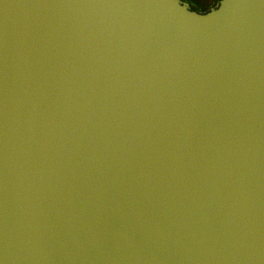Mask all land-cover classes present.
Here are the masks:
<instances>
[{"label":"water","instance_id":"95a60500","mask_svg":"<svg viewBox=\"0 0 264 264\" xmlns=\"http://www.w3.org/2000/svg\"><path fill=\"white\" fill-rule=\"evenodd\" d=\"M0 264H264V0H0Z\"/></svg>","mask_w":264,"mask_h":264},{"label":"rangeland","instance_id":"374dc122","mask_svg":"<svg viewBox=\"0 0 264 264\" xmlns=\"http://www.w3.org/2000/svg\"><path fill=\"white\" fill-rule=\"evenodd\" d=\"M186 1L189 3L192 9H195L199 6H204V5L206 6L211 2V0H186Z\"/></svg>","mask_w":264,"mask_h":264},{"label":"trees","instance_id":"16d2710c","mask_svg":"<svg viewBox=\"0 0 264 264\" xmlns=\"http://www.w3.org/2000/svg\"><path fill=\"white\" fill-rule=\"evenodd\" d=\"M217 2V0H211V2L208 4V5H204V6H199V7H197V8H201L202 9V11H205V10H207L208 9V7H210V6H213L215 3ZM196 9V8H195Z\"/></svg>","mask_w":264,"mask_h":264},{"label":"flooded vegetation","instance_id":"af4514ba","mask_svg":"<svg viewBox=\"0 0 264 264\" xmlns=\"http://www.w3.org/2000/svg\"><path fill=\"white\" fill-rule=\"evenodd\" d=\"M184 1H186V0H184ZM188 4H189V3H188ZM215 4H216V3H215ZM215 4H214V5H215ZM214 5H213V6H214ZM189 6H190V5H189ZM210 7H211V6H210ZM190 8H192V7L190 6ZM208 8H209V7H208ZM195 10L202 11L201 8H196Z\"/></svg>","mask_w":264,"mask_h":264}]
</instances>
